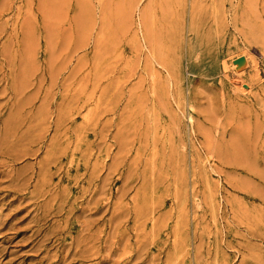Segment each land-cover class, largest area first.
<instances>
[{
	"label": "rangeland",
	"instance_id": "374dc122",
	"mask_svg": "<svg viewBox=\"0 0 264 264\" xmlns=\"http://www.w3.org/2000/svg\"><path fill=\"white\" fill-rule=\"evenodd\" d=\"M0 264H264V0H0Z\"/></svg>",
	"mask_w": 264,
	"mask_h": 264
},
{
	"label": "bare ground",
	"instance_id": "6f19581e",
	"mask_svg": "<svg viewBox=\"0 0 264 264\" xmlns=\"http://www.w3.org/2000/svg\"><path fill=\"white\" fill-rule=\"evenodd\" d=\"M246 56V54L245 53H243L242 55H241V58L242 57H245ZM252 61V60H251ZM254 61V60H253ZM253 64V68H254V70H255V72H257L258 71V68H257V66H256V63L254 62V63H252ZM242 66V63H239V61H236V67H241ZM235 68V67H234ZM238 71H239V69H238ZM242 72V71H241ZM238 74H240V73H238ZM237 79V78H236ZM238 80V79H237ZM242 80V79H241ZM237 82V81H236ZM235 83V82H234ZM236 85V84H235ZM238 85V84H237ZM245 86V85H244ZM243 85H242V92L243 91H246V93H247V89L248 88H245ZM190 118V121L192 120V117L190 116L189 117ZM194 186V185H193ZM194 188V187H193ZM195 197V196H194ZM198 207H199V205H198ZM197 207V208H198ZM194 216V215H193ZM198 220V219H197ZM197 224V223H196ZM196 228V227H195ZM195 230V229H194ZM209 234H211V233H209ZM208 234V235H209Z\"/></svg>",
	"mask_w": 264,
	"mask_h": 264
}]
</instances>
